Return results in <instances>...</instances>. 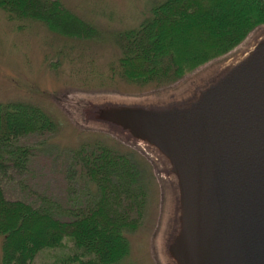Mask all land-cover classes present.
Returning <instances> with one entry per match:
<instances>
[{"label": "trees", "instance_id": "16d2710c", "mask_svg": "<svg viewBox=\"0 0 264 264\" xmlns=\"http://www.w3.org/2000/svg\"><path fill=\"white\" fill-rule=\"evenodd\" d=\"M11 19H32L52 32L95 38V25L61 0H0ZM264 25V0H163L138 27L115 34L120 74L131 83L171 84L200 65L226 55ZM57 123L40 106L0 102V175L26 171L35 147ZM41 139V138H40ZM71 172L88 193L66 206L40 195L9 199L0 184V264H37L41 254L62 251L47 264H118L130 254L128 233L142 224L148 204L147 174L136 156L101 141L72 152ZM66 241L71 242L67 246Z\"/></svg>", "mask_w": 264, "mask_h": 264}, {"label": "rangeland", "instance_id": "374dc122", "mask_svg": "<svg viewBox=\"0 0 264 264\" xmlns=\"http://www.w3.org/2000/svg\"><path fill=\"white\" fill-rule=\"evenodd\" d=\"M65 7L93 23L95 38H73L50 31L32 19H11L0 8V102H27L43 108L57 123L56 131L29 136L36 149L26 171L9 167L0 184L9 199L35 202L47 195L64 206L84 199L88 189L78 186L71 172L72 152L101 141L136 156L147 174L148 204L141 226L128 233L130 254L118 264H174L168 257V233L174 230L175 187L167 162L153 148L127 132L89 121L93 103L152 102L182 98L232 63L253 44L264 25L224 56L188 72L178 81L158 85L127 81L120 74L121 50L116 33L138 27L163 0H61ZM164 103L163 101L157 102ZM41 138V139H40ZM67 246L71 242L66 241ZM3 236L0 234V262ZM61 250L48 251L37 264L51 263Z\"/></svg>", "mask_w": 264, "mask_h": 264}, {"label": "water", "instance_id": "95a60500", "mask_svg": "<svg viewBox=\"0 0 264 264\" xmlns=\"http://www.w3.org/2000/svg\"><path fill=\"white\" fill-rule=\"evenodd\" d=\"M160 101L93 103L88 119L127 132L167 162L176 198L168 257L264 264V29L207 81Z\"/></svg>", "mask_w": 264, "mask_h": 264}]
</instances>
